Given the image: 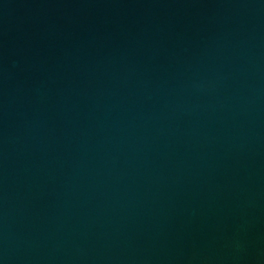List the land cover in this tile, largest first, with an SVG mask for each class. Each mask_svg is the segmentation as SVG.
<instances>
[{
    "label": "water",
    "instance_id": "1",
    "mask_svg": "<svg viewBox=\"0 0 264 264\" xmlns=\"http://www.w3.org/2000/svg\"><path fill=\"white\" fill-rule=\"evenodd\" d=\"M0 264H264V0H0Z\"/></svg>",
    "mask_w": 264,
    "mask_h": 264
}]
</instances>
